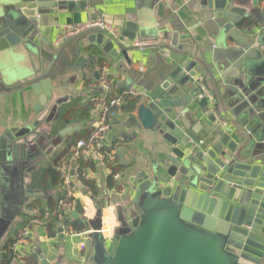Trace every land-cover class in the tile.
<instances>
[{
    "label": "water",
    "instance_id": "1",
    "mask_svg": "<svg viewBox=\"0 0 264 264\" xmlns=\"http://www.w3.org/2000/svg\"><path fill=\"white\" fill-rule=\"evenodd\" d=\"M16 17L7 20L0 29V53L19 45L33 44L42 32V39L50 46L48 30L39 28L40 17L67 10L83 11L89 0H13ZM158 2L160 0H152ZM202 9L223 16L228 23L226 32L242 49L230 50L239 64L248 66L254 83L250 101L258 107L264 101V34L257 39L249 35L244 38L234 28L245 19L247 10L244 0H199ZM256 3V0H254ZM137 18H128L126 30L115 36L102 28L86 30L68 38L56 47V53L49 68L39 78L28 80L38 98L34 107L40 114L49 107L50 118L57 114L65 99H54V83L50 77L61 53L75 41L84 40L85 45L97 44L105 54L119 60L118 50L125 52L123 42L135 40L140 33ZM256 28L247 29L256 35ZM178 34H174L170 48L157 45L170 52L175 67L166 71L167 79L137 106L136 119L146 130H158L164 137V149L158 158L151 161L139 176L130 179L131 203L119 208V228L114 240L102 234V211L97 214L96 223L91 224L89 237L94 245L95 264H264V139L254 133L257 120H250L252 108L245 109L234 122L228 114L218 116L231 125L221 129L219 143L208 149H197L193 140L186 135L184 119L174 116V108L185 103L179 92L189 91L198 76V66L203 68L215 82L216 78L205 60L185 52L178 46ZM54 45V44H53ZM180 47V48H179ZM81 63V64H80ZM84 58L79 59L82 67ZM96 77L100 74L97 72ZM175 82L177 84H175ZM22 85L7 88L1 82L3 92H12ZM202 86L207 89L206 80ZM200 90V89H199ZM193 92V97L200 91ZM250 94H243L245 99ZM251 97V96H249ZM222 99V97H221ZM189 101V99H188ZM53 103V104H52ZM213 122L216 117H212ZM38 123L22 129L6 132L0 138V188L4 192L5 175L14 176L8 183L14 189L16 200L2 195L0 204V244L12 223L24 208L29 198L44 196L42 192H28L25 180L31 171L43 166L54 148L73 131L67 128L50 141L34 136ZM185 127V128H184ZM255 150V151H254ZM74 175V172H71ZM77 214H74L76 216ZM85 221L90 224L88 219ZM41 264H52L40 254ZM55 264H60L55 263Z\"/></svg>",
    "mask_w": 264,
    "mask_h": 264
},
{
    "label": "crops",
    "instance_id": "2",
    "mask_svg": "<svg viewBox=\"0 0 264 264\" xmlns=\"http://www.w3.org/2000/svg\"><path fill=\"white\" fill-rule=\"evenodd\" d=\"M89 1H92V4L83 11L64 10L58 15L49 14L40 17L39 28L48 30L47 38L52 42L51 46L42 39L41 32L33 44L19 45L0 53L2 84L7 88L22 85L12 92H3L0 89V138L4 137L6 132L38 123V127L34 129V136L39 134L40 137L46 138V146L49 149L52 138H57L64 129H73L62 139L61 145L53 149L43 166L33 169L25 180L26 191L42 192L44 196L26 200L22 212L14 220L0 244L1 246L8 238L18 237L17 249L24 256V262L25 259H31L33 264H41V254L52 264L58 262L95 264L93 240L88 232H91V224L96 223L99 210L103 214L102 234L110 246L120 226L119 208L127 206L132 200L130 179L139 176L148 168L150 162L163 152L165 147L163 135L156 129L146 130L140 126L136 119V110L143 98L150 97L167 79V69L176 66L169 53L177 49L171 47L170 52L158 46L143 49L137 47V42L158 41L161 45L170 48L174 34H178V46H182L185 52L205 60L215 76L221 95L212 78L198 66V76L193 84L189 83V91L181 89L178 93L185 103L174 108V116H177L175 118L186 121L187 129L184 127L186 135L193 140L197 149L212 148L222 137L221 129L231 125L221 120L218 111L221 114L227 113L231 120L237 123V117L245 109L252 108L254 112L250 113V120H257L253 131L264 139V101H261L258 107L250 101L254 96V91L251 92L254 84L250 77L252 74L247 65L238 63L240 57L231 56L230 50H240L242 47L226 32L228 23L223 16L203 10L199 0ZM13 2V0H0V29L6 25L7 20H14L16 17L15 10L11 7ZM242 6L247 10L245 18L257 27L256 35H251L246 27L237 24H234V28L242 37L247 38L250 35L255 40L264 34V0H256V3L254 0H244ZM132 16L137 18L140 31L144 30L146 33L142 37L139 33L135 40L126 39L123 42L126 47L125 52L118 50L119 60L105 54L97 44L85 45L84 40L75 41L67 46L54 66L51 76L54 83L53 102L58 99L65 101L61 103L54 118H50L49 107L40 114L36 113L34 107L38 98L27 82L39 78L49 68L56 47L61 44L59 40L64 28L102 20L122 34L126 30L128 18ZM80 58L85 60L82 67L79 65ZM96 59L103 61L99 64L95 63L92 68V63ZM97 72L100 74L99 78L95 75ZM104 72H107L113 81V90L115 89L117 94L123 93L124 96L138 98L134 111L113 119L106 140V144L112 147L111 158L114 159L116 166L122 168V171L115 176L117 186L108 187L111 170L99 162H97V170L90 173V178L97 183V191L91 192L81 182H75V198L79 199L83 207L84 220L85 209L89 211L86 219L90 224L86 222L87 231L84 233L71 234L62 225L57 229L31 223L27 225L31 217L30 205L39 198H41L39 204H46L48 198L45 189L47 183L43 180L44 169L52 163L56 155L65 150L71 151L69 145L80 138L85 139L91 130L93 131L98 118L97 102L103 95L100 81ZM202 80H206L207 89L202 86ZM197 90L200 91V95L193 97V92ZM246 93L251 97L240 99ZM81 112L86 113L84 118L80 116ZM89 112H92V118L88 119ZM63 113L65 117L62 118ZM212 117H216L214 122L211 120ZM88 157L89 155L85 156ZM1 167L0 164V171ZM2 178L1 182L7 188L4 192L0 188V204L3 194H6L10 200H16L18 195L15 196L14 189L8 187L10 184L7 183L15 180L14 176L7 174ZM24 231L28 232L25 237L22 234ZM82 244L86 246L85 250L81 249Z\"/></svg>",
    "mask_w": 264,
    "mask_h": 264
},
{
    "label": "trees",
    "instance_id": "3",
    "mask_svg": "<svg viewBox=\"0 0 264 264\" xmlns=\"http://www.w3.org/2000/svg\"><path fill=\"white\" fill-rule=\"evenodd\" d=\"M240 26L246 27L247 29H252L255 27V25L251 24L246 18L241 22ZM102 61L103 59L94 60V63H92V68L95 66V63L99 64ZM51 76L52 73L50 77ZM115 97L122 98L123 103L121 106V111L123 115L126 113H131L136 109L138 98L124 96L123 93L117 94L114 89L109 98ZM93 109L94 107L91 110L93 111ZM88 110H90V108H88ZM85 114V112H81L80 116L84 118ZM64 115L65 114L63 113L61 117H65ZM87 118H92V112H89ZM90 134L85 139H80L87 140ZM80 139L69 145V149L71 151H62L56 155L52 159V163L44 169L43 180L47 183L45 189H47L46 191L48 192V198H46V204H39V202H41V198H39L34 201V204L30 205L29 209L31 217H29V222L27 225L30 223L33 225H45L46 227L52 229H57L58 226L62 225L66 227L70 233L72 232L76 234L87 231L86 221L82 218L83 207H81L79 199L75 197L71 199L74 208L73 213H76L78 215L77 217H75L73 213L67 214L65 209H63L60 205V202L67 198V192L64 186V178L65 176L70 175L72 169H75L77 172L76 180L73 181L74 186H76L75 182L79 181L91 192H95L98 189L96 181L90 178V173L95 172L98 168L97 159L93 157H81L79 159H74L75 148ZM111 150L112 147H109L105 142L102 152L105 155V165L111 170V175L108 178V187L115 188L117 186L115 182V176L119 173V171H122V168L115 165L114 159L111 158ZM35 210L39 213L38 217H35L32 214V212ZM18 241V237L8 238L7 241H5L0 246V264H20L16 261V245L18 244ZM24 263L33 264L31 259H25Z\"/></svg>",
    "mask_w": 264,
    "mask_h": 264
},
{
    "label": "built area",
    "instance_id": "4",
    "mask_svg": "<svg viewBox=\"0 0 264 264\" xmlns=\"http://www.w3.org/2000/svg\"><path fill=\"white\" fill-rule=\"evenodd\" d=\"M94 28H102L115 36H119L120 32L116 30L113 26L105 23L102 20H97L90 22L88 24L74 27V26H66L61 34V38L59 43H63L68 38L74 37L86 30L94 29ZM138 43V44H137ZM137 47L146 48L150 46H157L160 44L158 41L152 42H137ZM100 87L103 90V95L98 99L97 102V110H98V118L96 120L95 127L91 132L89 138L87 140H80L75 148L74 159H79L81 157H85L89 155V157H93L97 159V161L103 165H105V155L102 152L103 146L107 140L108 134L112 128V122L115 117H120L123 115L121 111L122 106V98L115 97L109 98L113 89V81L110 79L107 72H104L101 76ZM71 172H74V175H71ZM70 175L65 176L64 178V186L67 192V198L60 202V205L63 209H65L67 214H71L74 211L73 203L71 199L75 197L76 187L73 184L74 178L77 177V172L75 169H72ZM118 177V176H117ZM35 217L39 216V213L35 210L32 212ZM89 215V211L85 209L84 216L87 218ZM37 221V218H36ZM89 233V232H88ZM86 233V234H88ZM72 234V232H71ZM28 232L24 231L23 236H27ZM85 235V234H84ZM18 244L16 245V261L20 264H24V256L21 252L18 251ZM81 249L85 250L86 246L84 244L81 245Z\"/></svg>",
    "mask_w": 264,
    "mask_h": 264
}]
</instances>
